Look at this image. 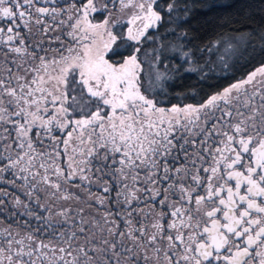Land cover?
Here are the masks:
<instances>
[{"label":"snow or ice","instance_id":"obj_1","mask_svg":"<svg viewBox=\"0 0 264 264\" xmlns=\"http://www.w3.org/2000/svg\"><path fill=\"white\" fill-rule=\"evenodd\" d=\"M218 7L0 0V264H264V19Z\"/></svg>","mask_w":264,"mask_h":264},{"label":"trees","instance_id":"obj_2","mask_svg":"<svg viewBox=\"0 0 264 264\" xmlns=\"http://www.w3.org/2000/svg\"><path fill=\"white\" fill-rule=\"evenodd\" d=\"M221 4L229 3V0H219ZM232 7H218L210 13L200 12L195 21H193L195 27L200 33V39L206 41L211 39L216 32L220 31L218 25L220 18L225 17L229 14H233L236 11L244 8L251 9L253 13V19L257 22H261L264 19V13L261 12L264 0H231ZM160 38H166L171 40L173 38L172 33L166 32L163 28L160 29ZM170 66H175L178 61L171 56L166 61ZM196 76L192 73H183L182 77L177 79L176 84L182 87H188L189 85L196 83Z\"/></svg>","mask_w":264,"mask_h":264}]
</instances>
